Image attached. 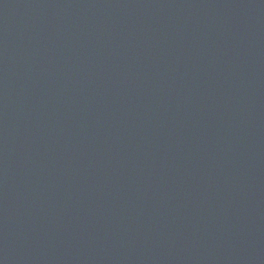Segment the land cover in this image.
<instances>
[{
	"label": "water",
	"instance_id": "1",
	"mask_svg": "<svg viewBox=\"0 0 264 264\" xmlns=\"http://www.w3.org/2000/svg\"><path fill=\"white\" fill-rule=\"evenodd\" d=\"M0 264H264V0H0Z\"/></svg>",
	"mask_w": 264,
	"mask_h": 264
}]
</instances>
